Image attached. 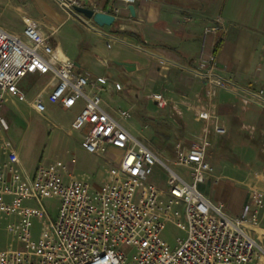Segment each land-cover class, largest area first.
Here are the masks:
<instances>
[{
    "label": "built area",
    "instance_id": "built-area-1",
    "mask_svg": "<svg viewBox=\"0 0 264 264\" xmlns=\"http://www.w3.org/2000/svg\"><path fill=\"white\" fill-rule=\"evenodd\" d=\"M56 1L92 29L90 20L71 9L73 1ZM23 24L19 35L0 27V108L11 98L28 103L42 114L41 95L28 101L19 83L28 75L47 76L50 104L63 110L80 106L70 127L85 132L81 149L107 163L111 150L118 154L110 155L117 163L106 173L102 187L93 190L71 176L65 181L52 167L38 166L33 176L27 177L19 169L11 142L0 137V151L6 153V160L0 163V213L7 221V233L19 244V248L0 252V264H251L264 256L262 245L253 236L262 194L252 193L241 214L231 217L199 188L213 173L207 161L209 135L225 134L209 106L200 104L193 110L195 118L204 124L202 132L177 144L172 159H161L122 125L131 118L130 111L115 109L111 114L105 109L102 94L110 87L120 91L119 83L76 72L75 64L59 54L36 22L25 19ZM221 31V25L204 29L200 57L193 67L158 58L160 66L203 81L207 103L219 90L237 91L246 102L264 110V90L239 89L219 75L216 47L205 55L206 36ZM150 99L158 110L169 104L160 93ZM7 128L0 117V132ZM170 165L183 169L184 175ZM156 169L165 175L164 189L152 182ZM48 198L59 200L53 221L43 207V200ZM27 201L36 207L26 206ZM45 218L50 232L42 234L31 247L32 221ZM168 223L185 235L176 238L173 250L160 237Z\"/></svg>",
    "mask_w": 264,
    "mask_h": 264
},
{
    "label": "crops",
    "instance_id": "crops-1",
    "mask_svg": "<svg viewBox=\"0 0 264 264\" xmlns=\"http://www.w3.org/2000/svg\"><path fill=\"white\" fill-rule=\"evenodd\" d=\"M71 1L73 6L109 14L114 17V22L109 27L93 24L89 29L61 8L56 0H24L19 6L0 0V27L19 35L23 21L30 19L37 23L43 35L50 37V44L59 54L75 64L76 72L91 77L104 76L110 84L119 83L120 91L110 87L102 94L104 107L111 114L115 109H124L130 111L132 118L134 113L132 127L138 130L141 126L138 131L146 143L150 137L157 140L156 135L165 137L172 130L184 127L189 135L174 144V154L177 144L202 132L204 124L195 118L193 110L204 104L211 108L225 129L223 136L209 135L212 145L220 144L219 148L232 153L236 159L243 158L244 152H250L252 144L264 145L263 109L246 102L237 91L219 90L207 103L203 81L182 71L166 70L158 61L163 58L183 67H193L200 57L204 29L221 25L220 33L208 34L205 38V55L217 48L216 72L230 79L239 89L264 90V0ZM129 7L133 8V15ZM118 63L129 64L134 70L129 72ZM47 82V76L28 75L20 81L19 87L28 101L41 95L44 112L49 107L61 109L47 101ZM154 93L162 94L169 104L165 109L151 113L148 107L153 103L150 96ZM7 102L23 104L27 110L37 113L28 103L11 98ZM76 107L80 106L70 110ZM19 115L23 116V113ZM3 132L0 137L8 140L1 134ZM11 144L19 159V169L32 177L37 167L26 170L19 149L13 142ZM117 154L114 150L109 152L112 156ZM5 160L6 153L0 151V163ZM207 161L213 173L200 185L201 192L212 202L221 204L229 216L238 217L250 201L247 188L236 178H221V163L218 166L215 159L208 157V150ZM225 169L232 176L239 174L232 163ZM24 204L36 207L33 202ZM45 211L53 221L57 212L51 217ZM35 220L39 221L34 219L32 226ZM6 226L3 231L7 232ZM46 226L50 228L48 222ZM253 236L264 244V222L253 228ZM251 264H264V256Z\"/></svg>",
    "mask_w": 264,
    "mask_h": 264
},
{
    "label": "rangeland",
    "instance_id": "rangeland-1",
    "mask_svg": "<svg viewBox=\"0 0 264 264\" xmlns=\"http://www.w3.org/2000/svg\"><path fill=\"white\" fill-rule=\"evenodd\" d=\"M11 5H18L24 0H6ZM0 6V12H1ZM24 9V8H22ZM20 24V23H19ZM17 26V25H16ZM32 86V85H31ZM156 106L150 103L148 112L154 113ZM80 111V107L74 110L63 109H47L42 114H37L31 110H27L23 104H10L5 102L0 108V117L8 124V130L3 132L5 138L16 144L21 154L22 163L26 170L32 171L35 167L44 166L52 167L61 177L67 181L70 176L76 180H81L88 183L91 188L99 189L107 179V172L117 163V159L108 155L110 162L104 159L87 154L80 147L85 132L73 131L70 123ZM23 113V116L19 114ZM135 121L134 113L132 118L123 121L122 124L135 137L147 144L148 147L161 159L173 158V146L180 141L184 136H188L187 129L178 127L172 130L165 137L156 135L149 138L146 143L139 133V129L132 127V122ZM150 126V125H149ZM156 126V125H154ZM210 143L208 148V157L215 159L218 165L221 163L222 173L221 178H236L242 183L248 191L249 196L252 193L262 194V208L260 210L258 225L261 226L264 222V145L262 143H254L251 145V151L244 152L243 158H234L235 155L227 150L219 148ZM217 147V148H216ZM221 147V146H220ZM234 164L238 169V175L232 176L225 169L226 165ZM178 174L184 175V170L170 165ZM152 182L159 188H165V175L158 169L155 170ZM230 187V186H229ZM201 190V186H200ZM43 205L51 217L56 214L58 206L57 198H49L43 200ZM47 219L34 221L31 228L30 246L34 247L42 234H48L50 228L46 226ZM7 221L0 213V252L5 250H13L19 248L17 240L12 235L3 231ZM161 240L173 250L176 244V238L183 239L184 233L168 223L165 225L161 233ZM264 249V244L262 243ZM257 262V261H256Z\"/></svg>",
    "mask_w": 264,
    "mask_h": 264
},
{
    "label": "water",
    "instance_id": "water-1",
    "mask_svg": "<svg viewBox=\"0 0 264 264\" xmlns=\"http://www.w3.org/2000/svg\"><path fill=\"white\" fill-rule=\"evenodd\" d=\"M74 12L82 15L84 18L90 20L93 24H95L98 27H103V26H111L112 23L114 22V17L106 14V13H101V12H94L93 10L83 8V7H77L73 6ZM129 11L131 15H133V8L129 7ZM120 66L124 67L127 71H133L134 67H129V64L126 63H118Z\"/></svg>",
    "mask_w": 264,
    "mask_h": 264
}]
</instances>
